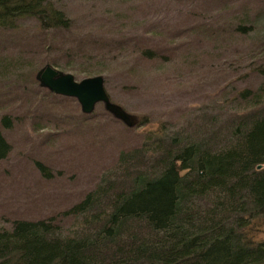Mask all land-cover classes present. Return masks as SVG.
I'll list each match as a JSON object with an SVG mask.
<instances>
[{
    "label": "trees",
    "instance_id": "1",
    "mask_svg": "<svg viewBox=\"0 0 264 264\" xmlns=\"http://www.w3.org/2000/svg\"><path fill=\"white\" fill-rule=\"evenodd\" d=\"M24 19L34 22L31 32L23 29ZM252 25L247 11L235 16L231 36ZM68 28L69 18L53 0H0V73L16 81L23 73L27 85L11 101L31 109L29 130L66 120L68 130L95 135L102 129L112 140V156L93 186L58 214L0 223V264H264V65L253 63L264 62V50H247L241 60L260 77L254 87L224 90L228 84L221 98L190 109L180 124L162 122L133 138L113 128L109 113L67 111L70 98L48 94L34 73L45 63L85 76L118 64L132 70L133 83L148 63L170 58L143 45L129 60L134 52L117 51L105 61L81 51L82 67L59 64L60 55L43 54L57 48ZM10 108L0 104V159L11 150L9 133L19 118Z\"/></svg>",
    "mask_w": 264,
    "mask_h": 264
},
{
    "label": "rangeland",
    "instance_id": "2",
    "mask_svg": "<svg viewBox=\"0 0 264 264\" xmlns=\"http://www.w3.org/2000/svg\"><path fill=\"white\" fill-rule=\"evenodd\" d=\"M53 2L69 18V28L62 32L57 48L51 47L43 55H60L59 64L68 60L82 67L80 54L90 51L93 60L105 61L112 59L114 53L127 56L134 52L126 58L129 60L136 54L133 50L143 45L159 49L170 58L164 63H146V70L139 76L137 73L133 83L130 82L132 70L126 71L118 64L108 65L106 73H100L109 99L136 119L132 127L115 119L113 128L133 138L143 129L155 128L162 122L180 124L190 109L221 98L220 90L228 84L224 90L231 86L233 89L252 88L260 79L257 74L249 73L241 60L247 50H264V0ZM246 11L253 25L242 35L232 37L229 24ZM21 25L30 32L34 28L30 19L22 20ZM79 39L85 42L95 39L100 45L94 48ZM63 49L69 55L61 52ZM260 62L264 65L261 58L253 63ZM62 71L71 73L75 80L87 77L83 73ZM19 77L16 81L0 73V104L8 103L10 112L19 116L9 133L11 150L0 159V223L5 225L18 218L56 215L71 206L93 186L98 172L109 163L113 152L109 145L112 140L102 129L95 135L93 131L68 130L66 120L55 128L29 130L31 109L11 101L18 99L21 88L25 87L26 82H21L23 73ZM46 92L39 91L37 96H46ZM65 107L67 111L79 110L73 98L67 100ZM92 112L108 117L101 103L95 104ZM142 120L145 125L140 127L138 123ZM102 140L104 144L99 143ZM35 160L47 174L35 165ZM61 223L65 224V220Z\"/></svg>",
    "mask_w": 264,
    "mask_h": 264
},
{
    "label": "water",
    "instance_id": "3",
    "mask_svg": "<svg viewBox=\"0 0 264 264\" xmlns=\"http://www.w3.org/2000/svg\"><path fill=\"white\" fill-rule=\"evenodd\" d=\"M34 79L39 87L52 94L75 99L83 114H90L95 104L101 103L107 113L126 127H132L136 123L134 115L109 99L103 87V76L100 74L75 80L71 73L45 63L35 71ZM259 167L260 165L256 166Z\"/></svg>",
    "mask_w": 264,
    "mask_h": 264
}]
</instances>
